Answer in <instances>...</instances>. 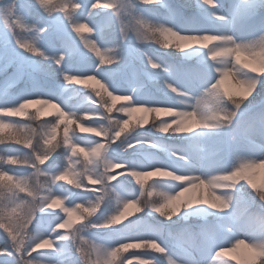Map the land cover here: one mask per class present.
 I'll list each match as a JSON object with an SVG mask.
<instances>
[{
    "label": "snow or ice",
    "instance_id": "snow-or-ice-1",
    "mask_svg": "<svg viewBox=\"0 0 264 264\" xmlns=\"http://www.w3.org/2000/svg\"><path fill=\"white\" fill-rule=\"evenodd\" d=\"M0 76V264H264V0H0Z\"/></svg>",
    "mask_w": 264,
    "mask_h": 264
},
{
    "label": "rangeland",
    "instance_id": "rangeland-1",
    "mask_svg": "<svg viewBox=\"0 0 264 264\" xmlns=\"http://www.w3.org/2000/svg\"><path fill=\"white\" fill-rule=\"evenodd\" d=\"M184 2H187V0H184ZM193 2H194V0H193ZM3 79V77L2 76H0V80H2ZM21 86H23L22 84H21ZM230 86V85H229ZM15 119H21V118H15ZM26 122V121H25ZM33 126H35V125H33ZM86 135V134H85ZM0 149H2V146H0ZM255 179H256V181L259 183L261 180H264V173H261L259 170L257 171V173H256V175H255ZM134 183V182H133ZM67 187H71L70 185H68ZM193 222H195V221H193ZM232 264H238V261H233L232 262Z\"/></svg>",
    "mask_w": 264,
    "mask_h": 264
}]
</instances>
